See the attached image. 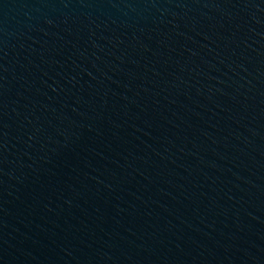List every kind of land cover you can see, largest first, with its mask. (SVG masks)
Here are the masks:
<instances>
[{
    "label": "water",
    "instance_id": "water-1",
    "mask_svg": "<svg viewBox=\"0 0 264 264\" xmlns=\"http://www.w3.org/2000/svg\"><path fill=\"white\" fill-rule=\"evenodd\" d=\"M0 264H264V0H0Z\"/></svg>",
    "mask_w": 264,
    "mask_h": 264
}]
</instances>
